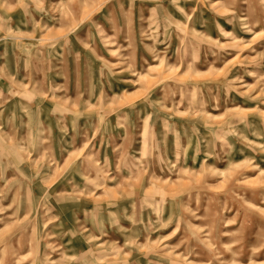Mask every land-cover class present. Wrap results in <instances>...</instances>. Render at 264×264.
Listing matches in <instances>:
<instances>
[{"label": "rangeland", "instance_id": "374dc122", "mask_svg": "<svg viewBox=\"0 0 264 264\" xmlns=\"http://www.w3.org/2000/svg\"><path fill=\"white\" fill-rule=\"evenodd\" d=\"M0 264H264V0H0Z\"/></svg>", "mask_w": 264, "mask_h": 264}]
</instances>
